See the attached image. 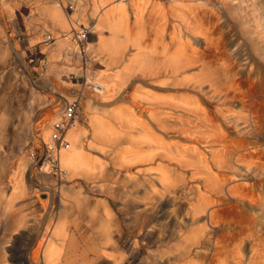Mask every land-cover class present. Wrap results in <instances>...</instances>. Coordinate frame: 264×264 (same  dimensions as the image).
Returning a JSON list of instances; mask_svg holds the SVG:
<instances>
[{
	"label": "bare ground",
	"instance_id": "1",
	"mask_svg": "<svg viewBox=\"0 0 264 264\" xmlns=\"http://www.w3.org/2000/svg\"><path fill=\"white\" fill-rule=\"evenodd\" d=\"M137 1L141 0H117L98 12L96 29L110 31L108 39L102 40V46L106 44L112 51L119 45L123 47V42L116 39L121 33L131 46L141 47L143 52L140 56L137 52L130 53L122 69L110 71L105 79L91 82L101 89V103L112 101L122 85L121 94L129 90L124 96L130 106L122 113L117 108L96 107L95 101L87 97L89 114L87 118L84 116L81 105V119L72 121L66 130L68 144L59 150V165L65 174L95 182V167L83 150L82 138L86 136L91 147L92 141L108 144L98 147V152L117 164L118 170L131 182H142L147 189L146 197L151 200L160 196L171 198L176 212L170 213L164 225L154 220L150 209L154 205L152 201H145L143 210L150 212H144L136 234L126 235L124 246L129 250L132 246L155 241L165 247L161 258L167 264H264V229L258 219L259 212L264 211V142L261 141L264 138V81L258 78V70L253 73L252 59L240 52L235 55L241 56V62L230 66L234 55L215 14L203 11L202 7L197 10L188 7L187 13L180 3L171 0V10L185 22L186 31L192 35L191 43L168 54L162 36L158 37L162 44L159 69L171 85L167 89L174 92L156 93L145 85L142 88L145 91H134L130 76L138 69L149 75L154 70L149 57L153 46L136 41L130 34L133 27L127 24V14L136 21L147 14L145 6ZM241 1L245 3L243 10L248 13L251 24L260 26L253 32L257 30L256 40L264 51V5L258 2L260 0ZM104 3L105 0H92V10ZM45 7L55 24L67 30L63 14L53 4ZM80 7L79 4L74 15L77 21ZM218 9L225 12L226 6L221 4ZM156 14V25L160 28L166 19V10L161 9ZM83 28L86 26L79 27L75 33L78 35ZM189 70L196 73L184 76ZM104 113L112 118V123L106 122ZM83 116L88 121L84 128L78 123ZM111 124L126 130V134L120 135V130L117 132ZM44 135L50 140L48 127ZM166 137L169 142H164ZM49 140L38 136L37 143ZM122 141L126 146L120 149ZM150 163L157 167L151 170L146 166ZM186 167H190L193 182H186L182 175ZM10 187V197L0 196L5 202L2 206L4 220H0V229L3 226L0 243L11 238V230H14L11 224L21 222L19 216L13 217L14 199L25 190L17 181ZM179 209L184 211L183 215ZM154 230L157 234L153 235ZM30 238L24 254L26 259L36 261L40 255L49 263L53 254L51 243L43 249L41 240ZM7 255L3 249L0 251V264L11 263L12 256Z\"/></svg>",
	"mask_w": 264,
	"mask_h": 264
},
{
	"label": "rangeland",
	"instance_id": "2",
	"mask_svg": "<svg viewBox=\"0 0 264 264\" xmlns=\"http://www.w3.org/2000/svg\"><path fill=\"white\" fill-rule=\"evenodd\" d=\"M91 1L0 0V196L3 194L10 197V186L15 181L25 190L23 195L14 199L16 210L13 217L19 216L21 222L11 224L10 227H14L11 238L8 242L0 243V251H6L8 258L12 256V264H46L40 255L36 261L28 260L24 256L28 251L26 247L30 237L41 240L43 249L46 244L51 243L53 254L47 264H167L161 258L165 247L157 245L155 241L132 246L129 250L124 246V240L132 232L136 234L144 212H150L149 209L143 210L145 201H152L154 205L150 209L154 220L163 225L167 223L170 213L176 212L173 202L167 196L153 200L146 197L147 189L142 182H131L118 170L117 164H113L107 157L103 158L98 152L97 148L105 147L107 143L92 141L94 147H91L87 137L82 138L85 156L96 171L97 178L93 183L82 177L65 174L60 165V175L48 173V167L35 164L29 154V148L32 150L38 144V136L45 141L49 140L44 131L48 127L50 132L51 121L59 116L64 101L73 96H80L84 116L89 114L85 102L87 97L95 101L96 107L117 108L122 113L130 106V101L124 96L129 90L121 94L122 85L112 101L101 103V89L93 86L91 82L101 80L110 71L122 69L129 60L130 53L137 52L140 56L143 50L141 47L131 46L126 36L121 33L116 36L117 41L123 42V47L119 45L116 50L118 52L112 51L106 44L102 46V40L108 39L110 31L107 28L101 32L96 29V15L117 0H105L102 7L95 11L92 10ZM137 2L145 6L144 12L147 14L143 12L145 15L139 21L127 14V24L133 27L130 34L136 41L153 46L149 57L154 70L150 75L146 71L144 74L141 69L136 70L129 78L132 89L145 91L142 89L145 85L156 93L167 90L174 92L173 89H167L171 85L159 69L161 64L158 56L162 44L158 37L162 36L165 53L168 54L176 51L178 47L182 48L185 43H191L192 35L186 31L183 25L185 22L174 15L175 11L170 6L171 0ZM176 2L187 13L188 7L195 10L202 7L200 9L203 11L215 14L226 32L227 44L234 55L230 66H237L241 62V56L237 58L235 55L240 52L252 59L250 66L252 64L255 68L252 72L256 73L255 70H258V78L264 81V51L258 46L257 30L253 32L260 26L254 27L249 21L248 13L243 10L244 1ZM258 2L264 5V0ZM47 4H53L63 14L68 25L67 30L56 25L47 14ZM79 4L82 7L77 21L74 15ZM221 4L226 6L225 12L218 9ZM161 9L166 10V19H163L159 28L155 16ZM145 18L147 20L144 21ZM82 26L89 27L90 32L84 44V54L81 53V45L75 33ZM189 73L196 71L189 70L183 75L190 76ZM215 75L218 76V73ZM178 80L183 81L181 78ZM150 83L154 85L151 86ZM82 94L86 95L85 99ZM233 108L238 110L236 106ZM84 116L83 120L78 121L83 128L88 124ZM103 116L108 124L112 123V118L107 117L106 113ZM111 125L118 129L114 128L117 132L120 130V135L126 134V130L115 124ZM163 140L170 141L167 137ZM261 141L264 142V138ZM124 146L126 144L122 141L119 147L123 149ZM146 166L153 170L157 164L150 163ZM188 168L190 167H186L187 171L182 175L186 182H193L194 177L192 178V172ZM155 187L159 188V185L155 184ZM3 202L0 197V220H4ZM178 212L183 215L184 211L179 209ZM258 219L264 229V211L259 212ZM2 228L3 226L0 235L3 233ZM169 229L170 227L167 230ZM153 232V235L157 234L156 230Z\"/></svg>",
	"mask_w": 264,
	"mask_h": 264
},
{
	"label": "built area",
	"instance_id": "3",
	"mask_svg": "<svg viewBox=\"0 0 264 264\" xmlns=\"http://www.w3.org/2000/svg\"><path fill=\"white\" fill-rule=\"evenodd\" d=\"M89 33V27H86L77 35L78 43L81 45V53L83 54L84 49L86 48V45L84 46V44L89 37ZM59 112V116L51 121L50 142H41L39 145L36 144L32 150L29 148V154L34 163H40L41 167L46 165L48 167V173L55 175L61 174L58 157L59 150L62 146H67L68 144L65 139L66 130L72 121L81 119L80 96L76 95L70 100L64 101Z\"/></svg>",
	"mask_w": 264,
	"mask_h": 264
}]
</instances>
